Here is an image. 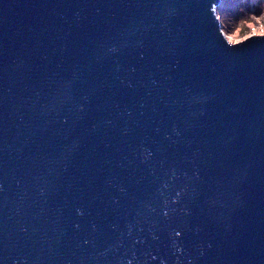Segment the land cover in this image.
Here are the masks:
<instances>
[{
    "label": "water",
    "instance_id": "95a60500",
    "mask_svg": "<svg viewBox=\"0 0 264 264\" xmlns=\"http://www.w3.org/2000/svg\"><path fill=\"white\" fill-rule=\"evenodd\" d=\"M232 0H0V264H264V32Z\"/></svg>",
    "mask_w": 264,
    "mask_h": 264
},
{
    "label": "rangeland",
    "instance_id": "374dc122",
    "mask_svg": "<svg viewBox=\"0 0 264 264\" xmlns=\"http://www.w3.org/2000/svg\"><path fill=\"white\" fill-rule=\"evenodd\" d=\"M220 8L233 42L264 32V0H232Z\"/></svg>",
    "mask_w": 264,
    "mask_h": 264
}]
</instances>
